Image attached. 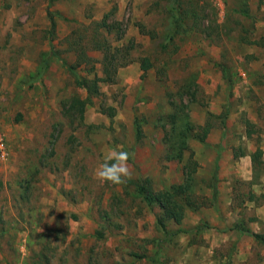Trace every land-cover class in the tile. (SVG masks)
<instances>
[{
	"label": "rangeland",
	"instance_id": "374dc122",
	"mask_svg": "<svg viewBox=\"0 0 264 264\" xmlns=\"http://www.w3.org/2000/svg\"><path fill=\"white\" fill-rule=\"evenodd\" d=\"M49 3L0 0V264H264V0ZM114 146L120 185L93 176ZM145 180L194 205L162 229Z\"/></svg>",
	"mask_w": 264,
	"mask_h": 264
},
{
	"label": "trees",
	"instance_id": "16d2710c",
	"mask_svg": "<svg viewBox=\"0 0 264 264\" xmlns=\"http://www.w3.org/2000/svg\"><path fill=\"white\" fill-rule=\"evenodd\" d=\"M54 0H49V5ZM54 26V22L51 19V28ZM107 60V55L105 53V57ZM152 67L151 63L147 58H143L141 60L140 70L142 72L141 78H144L146 72ZM82 87H84L87 91V97L83 101H78L82 109L88 104L92 103V98L95 97L98 94L97 84L94 82H90L88 80H80L78 82ZM208 116H211L209 113ZM112 116V113L110 114ZM134 128L136 131L137 138H141L142 136V130L139 123L135 120L134 122ZM199 129L201 130V137L198 139V141L203 145H208L206 142V138L208 134L210 133L212 129L211 123L208 122V120L205 122L203 126H200ZM261 155V150H257L253 155H251V161L253 162L257 156ZM238 156V155H237ZM234 158H236L234 156ZM217 171H218V165L214 167V171L212 173V198L213 200L217 196ZM145 185H139L138 186V195L149 204H157L160 207L161 214L157 217V225L161 227L162 229H165V225L167 222L173 221L175 223H179L183 216H184V207L187 206H193L194 205V196L192 194V188L193 185L190 183H187L186 185H178V186H171L169 188H164L161 191L154 192L152 188L150 187V184L148 180H145ZM148 184V185H147ZM242 233H244L247 236L253 237L257 240L262 239L261 235L255 234L251 231H249L247 228H245L242 225H237L235 227Z\"/></svg>",
	"mask_w": 264,
	"mask_h": 264
},
{
	"label": "clouds",
	"instance_id": "9594fccd",
	"mask_svg": "<svg viewBox=\"0 0 264 264\" xmlns=\"http://www.w3.org/2000/svg\"><path fill=\"white\" fill-rule=\"evenodd\" d=\"M130 153L120 146L107 148L102 161L93 171V176L102 183L120 185L131 178V170L128 164Z\"/></svg>",
	"mask_w": 264,
	"mask_h": 264
},
{
	"label": "crops",
	"instance_id": "0c3cea01",
	"mask_svg": "<svg viewBox=\"0 0 264 264\" xmlns=\"http://www.w3.org/2000/svg\"><path fill=\"white\" fill-rule=\"evenodd\" d=\"M209 135V137L207 138V142H209V143H212L213 142V140L212 139H210V133L208 134ZM240 158V161L241 162H243V163H247L248 165H250V162H251V154L250 153H247V154H243L242 156H239ZM249 179H251V177H249ZM249 231H251V232H253L252 230H250L249 228H247ZM233 230H235L236 231V233H237V236L239 237V238H237V239H242V237L243 236H245V234L244 233H242L241 231H239L238 229H233ZM253 233H255V232H253ZM255 234H258V233H255ZM240 246H242V245H240L239 244V247Z\"/></svg>",
	"mask_w": 264,
	"mask_h": 264
},
{
	"label": "built area",
	"instance_id": "2783aa9c",
	"mask_svg": "<svg viewBox=\"0 0 264 264\" xmlns=\"http://www.w3.org/2000/svg\"><path fill=\"white\" fill-rule=\"evenodd\" d=\"M8 154V146L3 133L0 131V159H4Z\"/></svg>",
	"mask_w": 264,
	"mask_h": 264
}]
</instances>
